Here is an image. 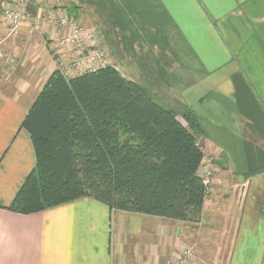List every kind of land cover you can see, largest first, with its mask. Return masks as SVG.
Here are the masks:
<instances>
[{"label": "crops", "instance_id": "crops-1", "mask_svg": "<svg viewBox=\"0 0 264 264\" xmlns=\"http://www.w3.org/2000/svg\"><path fill=\"white\" fill-rule=\"evenodd\" d=\"M132 1L127 25L142 20L145 32L128 30L124 49L128 66L141 70L130 72L116 54L111 66L162 94L166 108L198 118L201 147L216 166L200 220L113 214L92 198L33 214L8 209L36 166L23 120L57 65L47 44L53 35L23 23L0 44L23 64L5 76L0 61V264H162L178 260L187 243L205 247V264L252 256L264 264V0ZM9 25L0 15L2 36Z\"/></svg>", "mask_w": 264, "mask_h": 264}, {"label": "trees", "instance_id": "trees-1", "mask_svg": "<svg viewBox=\"0 0 264 264\" xmlns=\"http://www.w3.org/2000/svg\"><path fill=\"white\" fill-rule=\"evenodd\" d=\"M182 116L185 124L179 120ZM36 166L8 207L33 214L83 198L111 211L200 220L208 187L198 118L156 102L111 65L55 69L29 108Z\"/></svg>", "mask_w": 264, "mask_h": 264}, {"label": "rangeland", "instance_id": "rangeland-1", "mask_svg": "<svg viewBox=\"0 0 264 264\" xmlns=\"http://www.w3.org/2000/svg\"><path fill=\"white\" fill-rule=\"evenodd\" d=\"M39 2L41 3L36 4L34 0L33 3L30 2L28 4L29 10L33 15V21H42L45 17L56 15V13L50 14L49 10L53 9V12H55L56 9H59L61 10V13L58 15H62L63 17H68L69 19H71L73 23H75L78 26L79 29L82 28L87 33L86 45L81 49V47L62 45V41L64 39L63 37L66 38L70 36V34L65 33L63 36L64 33L63 31L53 32L49 25H45L46 27H43L42 31L38 32L39 34L41 35L45 34L46 36L47 35L46 31L48 30L49 33L53 35L52 36L53 39L52 40L48 39L47 44L49 45V49L51 51L53 59L57 64L56 69L60 68L63 74L67 73L69 77H73L100 68L103 64H98V63L92 65L88 63L82 65L79 64V60H81L83 55L86 56L92 55L91 52H93V50L90 49L94 48L93 47L94 44H98L97 49L100 48L102 50L101 52L105 56V62H104L105 65H112V63H114L115 61L114 58L117 55L119 61L121 62L120 65L125 67L130 72L137 71L138 69L141 70V68L137 66L135 67L128 66V61L126 59V54L124 49V46L126 45V41H127L126 36L128 34V30H130V32L131 30L132 32H135L133 29H136L137 34H144L145 32L143 29L144 27L141 24L142 20H139L136 23H134L132 27H130V25H127L129 23L128 22L129 18L127 17V15H129L130 6L134 4V1L132 0H63L62 4H58V5L54 2V0H53L54 3L51 0H39ZM7 4L13 7V9H16L18 6L22 5V2L14 5H12L11 3H7ZM40 4L45 5L46 8H44V10L41 11L42 12L41 16H38L36 15V13L38 11L37 7ZM132 9L135 10L136 7L132 6ZM0 11H2V6H0ZM0 15L2 14L0 13ZM23 23L27 25L26 26L27 28H31V24H30L31 22H29L27 19L22 21V25ZM10 28H12L11 25H9V30ZM9 30L7 34L3 36L0 34V44L4 43L7 40V38L9 37L11 38L14 36L10 34ZM89 34L91 35V38L88 37ZM40 38L42 39L43 37L40 36ZM134 51H136V49ZM0 54H1L0 61L4 65L5 76L16 75L17 70L18 69L19 71L21 70L20 66H23L22 62L19 63L18 60L13 55L9 54L6 51L1 50ZM233 54H234L233 61L234 63L237 64L236 52L233 51ZM32 67L33 66H28V71H27V73L29 72L31 73V76L35 74V72L30 71ZM123 70L126 71L124 68ZM8 79L11 78H5V80ZM41 79H39V83L43 82V80L41 81ZM6 84L8 85V83ZM143 86L146 87L145 84ZM146 90L149 92L150 88L147 87ZM150 94L156 102L163 105V107L165 108L167 107L162 94H159L156 91ZM179 120H181L185 124V121L181 115L179 116ZM211 159L213 160L212 157ZM212 164L214 166L213 171L215 175L216 172L215 162L212 161ZM199 174L200 175L203 174L201 172V169L199 170ZM210 192H212V185L209 193ZM115 212L116 211H112L113 214ZM200 230H202V228ZM189 248L193 249L192 255L189 256L187 260L184 261V263H181L180 260L181 258H183V254L186 253V251ZM181 251L182 252L178 257V260L176 259L174 262L170 259H166L162 264H205L207 262V259L204 256L206 254L205 247L200 248L198 245H194L193 243H187L182 246ZM197 254L200 255L201 258L198 257ZM258 261L259 259H257L256 256H252L250 259L246 260V264H258L259 263Z\"/></svg>", "mask_w": 264, "mask_h": 264}, {"label": "built area", "instance_id": "built-area-1", "mask_svg": "<svg viewBox=\"0 0 264 264\" xmlns=\"http://www.w3.org/2000/svg\"><path fill=\"white\" fill-rule=\"evenodd\" d=\"M53 2V0H51ZM30 0H25L22 2V5L18 6L16 9H13V7L2 4V11L4 18L10 23L12 26L10 34L17 33L18 29L22 25V21L27 19L29 22H31V32H41L43 27L45 25H49L53 32H61L63 31V36L65 33L70 34L68 37H63L62 45L67 46H74V47H81V49L86 45V37L87 33L81 28L79 29L78 26L71 21L68 17H63L62 15H58L60 13H57L56 15H51L48 17H45L42 21H33V15L31 14L28 4L30 3ZM54 2L58 4H62L63 0H54ZM53 2V3H54ZM53 14V13H52ZM89 38H91V35H88ZM94 44V43H93ZM93 50L91 56L83 55L81 60H79V64H103L101 67L106 66L104 64L105 62V56L102 54V50L98 48V44L93 45ZM65 76L69 77L67 73L64 74ZM210 158V159H209ZM211 157H206L203 165L201 167V174L204 184L208 187V192L211 189L212 180L214 176L213 171V164H212ZM193 253V249L189 248L186 253L183 254V258H181L180 262L184 263L185 260L189 256H191Z\"/></svg>", "mask_w": 264, "mask_h": 264}]
</instances>
